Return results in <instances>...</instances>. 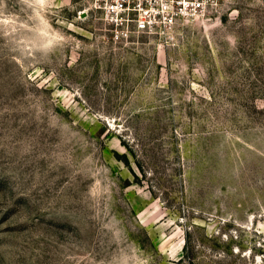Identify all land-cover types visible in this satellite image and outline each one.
I'll return each instance as SVG.
<instances>
[{"label":"rangeland","instance_id":"obj_1","mask_svg":"<svg viewBox=\"0 0 264 264\" xmlns=\"http://www.w3.org/2000/svg\"><path fill=\"white\" fill-rule=\"evenodd\" d=\"M182 22L0 0V264H264V0Z\"/></svg>","mask_w":264,"mask_h":264},{"label":"built area","instance_id":"obj_2","mask_svg":"<svg viewBox=\"0 0 264 264\" xmlns=\"http://www.w3.org/2000/svg\"><path fill=\"white\" fill-rule=\"evenodd\" d=\"M112 38L172 39L187 16L207 17L222 0H87Z\"/></svg>","mask_w":264,"mask_h":264}]
</instances>
